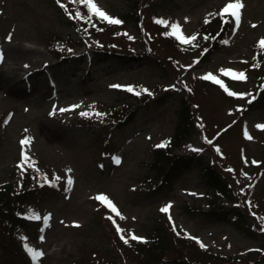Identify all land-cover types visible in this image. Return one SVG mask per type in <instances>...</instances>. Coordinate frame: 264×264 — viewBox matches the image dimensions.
I'll use <instances>...</instances> for the list:
<instances>
[{
    "label": "rangeland",
    "instance_id": "1",
    "mask_svg": "<svg viewBox=\"0 0 264 264\" xmlns=\"http://www.w3.org/2000/svg\"><path fill=\"white\" fill-rule=\"evenodd\" d=\"M95 2L122 23L96 19L93 27V20L74 19L78 10L88 12L70 0H0V77L13 86L12 91L0 88V186L24 171L18 167L22 151L40 172L37 183L46 177L48 185L21 213V228L0 223V264H249L261 259L264 49L258 42L264 39V0H243L235 31L230 17L222 26L218 15H209L230 0ZM161 18L169 26L178 23L187 37L198 34L197 46L164 35L170 27L155 23ZM12 48L23 57L7 53ZM221 69L244 72L247 79L233 80ZM209 73L229 91L251 95L229 96L201 79ZM184 106L190 116L186 131L173 144L157 147L179 131ZM25 137L32 139L22 149ZM176 157L184 163L168 172ZM68 175L74 181L70 186ZM101 194L123 219L96 199ZM169 203L170 212H162ZM29 210L41 218L51 214L43 241V220L26 219ZM162 230L166 239L160 252H137V243L153 244L154 233ZM132 234L142 239L132 240ZM25 242L43 256L33 261Z\"/></svg>",
    "mask_w": 264,
    "mask_h": 264
},
{
    "label": "snow or ice",
    "instance_id": "2",
    "mask_svg": "<svg viewBox=\"0 0 264 264\" xmlns=\"http://www.w3.org/2000/svg\"><path fill=\"white\" fill-rule=\"evenodd\" d=\"M61 0H57V3H60ZM71 3H75V4H81L88 12V15L85 16L83 13H81L79 10L76 12V15L73 16L72 18L74 19H83V20H87L89 22H91L92 17L95 16L96 19L101 20L103 22H106L108 24H121L122 21L117 19V18H113L110 15H108L105 11H103L95 2V0H70ZM62 7L66 8V5H61ZM244 4H243V0H230V2H228L219 13H210L209 15L212 16H216L218 15L221 18V23L222 26L226 23H229V19H227V17H230L232 20H234L235 22V28L233 29V31L237 30L240 26V22H241V10L243 9ZM185 21L187 22V18H185ZM155 23L160 24L165 26L166 28L170 27V30L163 33L166 36H170V37H174L177 41H179L182 45H192V46H197L196 45V41H197V37L198 34H193L191 37H187L185 35L182 34V29L180 28L178 23H172L169 26V22L165 19H157L155 20ZM205 23H210V21L208 20V18H205ZM93 27H95V25L93 24ZM253 27H255V25H253ZM125 35H127V33H125ZM8 39H11V34L9 35ZM129 39H133L132 37L129 36ZM205 40L210 39V37L205 36L204 37ZM223 43L227 44L228 41H223ZM258 47L261 49H264V39H262L261 41L258 42ZM3 61V52H0V62ZM247 63V62H245ZM258 64H253V67H258ZM27 67V65H26ZM188 67H191L190 65ZM220 72L222 73L223 76L226 77H230L233 80H246V74L244 72H236L235 70L232 69H221ZM201 79L204 80H210L213 83L219 85L221 88L224 89V91L229 95V96H243V95H251V94H237L235 92L229 91L227 87H225L224 82L221 79H218L216 75L209 73L206 74L205 76L201 77ZM111 87H121L119 85H112ZM262 87H264V85H262ZM127 91L129 92H133L134 89L131 86L127 87ZM142 91L144 92H148L149 95H151V93L147 90V89H143ZM136 95H140V92H136ZM254 99V97H253ZM251 102V101H249ZM73 108H77L79 107L78 105H74L72 106ZM70 109H60V112H65V111H69ZM50 115H55V110H53L52 113H50ZM80 115L82 116H89L88 112H81ZM96 116L98 117H102L104 114L103 113H95ZM261 127V126H258ZM27 131V130H25ZM250 138V137H249ZM31 137H25V139H23L22 141H20L21 145H22V149L27 148L28 145H30L31 143ZM210 142V141H209ZM167 143H161L159 145H157V147L159 148H163L166 147ZM193 151H200L199 149H191ZM217 151H219V149H217ZM116 162L119 163V159L116 158ZM247 163V161H245ZM253 164H257V161H252ZM18 167L24 168L26 170L27 167H32V164L30 162V157L27 155V153L25 151H22V162L20 165H18ZM228 171H233L232 169H228ZM67 172L70 174L71 173V169H68ZM242 175H246L243 174ZM45 181L47 182V178L44 177ZM57 180H59L60 178L57 177ZM53 184L55 181L50 182ZM74 183L72 177L70 175H68V178L66 180V185L70 186ZM195 195V194H193ZM96 199H98L101 202L106 203V205L111 209V211L113 213H115L116 215H120L121 218L123 219L122 215L118 212L116 206L103 194L98 195L96 197ZM251 202H249L250 204ZM172 207V205L169 203L168 205H166L165 207L161 208V211L164 213H169L170 212V208ZM26 219L29 220H34V221H40L41 219L43 220V227L40 229L41 235L39 237V239L41 241H43L44 236L43 233L45 231L46 228L50 227V219H51V214H47L45 215L43 218H41V216L37 215L35 210H29L26 217ZM169 219L171 221V215H169ZM262 225H261V231H264V217L260 218ZM79 226V225H76ZM174 230H175V226ZM124 230L121 229L118 225H117V232L118 233H122ZM179 234V233H178ZM132 240H140L142 239L141 237L136 236L135 234H132L130 237ZM121 239L124 240L125 243L128 242L127 239H125V237L123 235H121ZM22 240H26V238L22 237ZM24 247L25 250L31 255V258L33 261H37L38 258L43 256V253L41 251H37L35 250L32 246H30L29 243L25 242L24 243ZM201 247H204L203 244H201Z\"/></svg>",
    "mask_w": 264,
    "mask_h": 264
},
{
    "label": "trees",
    "instance_id": "3",
    "mask_svg": "<svg viewBox=\"0 0 264 264\" xmlns=\"http://www.w3.org/2000/svg\"><path fill=\"white\" fill-rule=\"evenodd\" d=\"M81 5V4H77ZM82 21H86L83 19H80ZM92 20L94 21L91 24H95L96 18L92 17ZM115 53L105 51L103 55L111 57V55H114ZM118 55V54H115ZM132 112V110H131ZM130 113V112H129ZM189 110L186 106H184L182 109H180L179 112V121H178V128L179 131L176 133L173 138L166 141L167 146L168 143L172 142V144L175 142L176 138L184 134L186 131V126L189 122ZM173 164H171V168L168 170L170 172L174 167H179L183 164V158L176 157L173 160ZM179 162V165H176L175 163ZM183 168V167H182ZM25 171H18L16 172V180L13 183H8L6 185L0 186V223L1 224H7L8 226H11L12 228L19 229L22 224V218H20V213L25 210L26 207H31L38 199L41 198V194H45L46 192V185L45 181L40 180V182L37 183L39 179L40 172L36 169H33L32 167H27ZM43 176V173H41ZM211 176L212 174H208ZM211 181V180H210ZM207 212V211H206ZM212 212V210L208 211ZM157 233H154V242L151 245L144 244V243H137L136 244V250L140 254H144L145 256L149 255L150 252H160L161 251V244L166 239L165 231H156ZM249 264H264V257L261 259L249 263Z\"/></svg>",
    "mask_w": 264,
    "mask_h": 264
},
{
    "label": "bare ground",
    "instance_id": "4",
    "mask_svg": "<svg viewBox=\"0 0 264 264\" xmlns=\"http://www.w3.org/2000/svg\"><path fill=\"white\" fill-rule=\"evenodd\" d=\"M7 53H9L11 56L13 55V56H18L17 58H21V57H23L22 55H21V51L20 50H18V49H9V51L7 50ZM12 86V83L11 82H9L8 80H6V79H4V78H2V77H0V88L2 89V90H13V86ZM2 93V92H1Z\"/></svg>",
    "mask_w": 264,
    "mask_h": 264
}]
</instances>
